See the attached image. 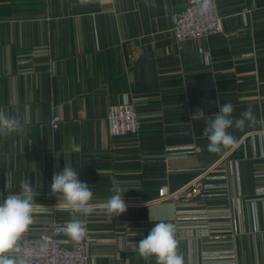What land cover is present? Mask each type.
I'll return each instance as SVG.
<instances>
[{"label": "crops", "instance_id": "obj_1", "mask_svg": "<svg viewBox=\"0 0 264 264\" xmlns=\"http://www.w3.org/2000/svg\"><path fill=\"white\" fill-rule=\"evenodd\" d=\"M189 1L0 0V110L24 126L0 137V201L30 181L38 194L30 237L72 218L50 191L68 166L93 191V212L78 217L96 240L89 264H156L135 242L161 220L174 225L184 264H264V0H216L222 32L178 43L173 16ZM125 100L136 103L141 131L114 137L108 110ZM229 101L234 119L251 105L257 123L229 129L238 146L209 152L205 122L191 116ZM215 165L227 169L233 228L217 218L206 231L178 230L176 209L194 205L162 201L159 190L179 191ZM114 180L129 189L127 210L109 222Z\"/></svg>", "mask_w": 264, "mask_h": 264}, {"label": "built area", "instance_id": "obj_2", "mask_svg": "<svg viewBox=\"0 0 264 264\" xmlns=\"http://www.w3.org/2000/svg\"><path fill=\"white\" fill-rule=\"evenodd\" d=\"M222 18L219 14L216 0H190L188 5L173 16L172 35L176 42L186 40H200L221 33ZM206 59L209 52L201 51ZM107 121L110 134L114 137L127 135L138 136L141 131V121L134 101H123L111 105L108 110ZM62 118L55 115L51 121L54 131L60 128ZM262 177V175H257ZM227 169L215 165L203 169L199 176L189 185L179 191L169 192L166 187L159 190L160 200L191 201L193 207L176 209L175 219L180 231L204 230L212 228L210 221L226 218L230 221L233 212L231 195L227 192ZM201 222L200 224L184 225L182 222ZM66 223L61 219L54 220L50 225L41 229L36 238L30 237V229L18 241L20 251L13 253L18 264H89L88 246L95 242L91 234L79 243L71 244L64 238ZM144 235L148 228H142ZM131 235H135L132 233ZM208 237V233L203 234ZM214 257H209L213 259ZM215 258H218L216 256Z\"/></svg>", "mask_w": 264, "mask_h": 264}, {"label": "clouds", "instance_id": "obj_3", "mask_svg": "<svg viewBox=\"0 0 264 264\" xmlns=\"http://www.w3.org/2000/svg\"><path fill=\"white\" fill-rule=\"evenodd\" d=\"M234 109L235 105L229 101L211 116H206L204 110L200 108L192 114V120L205 122L203 136L209 141L207 146L209 152L219 153L223 149L238 146L236 137L229 129L242 130L246 122L249 126H254L257 123V117L251 105L241 113L239 119L233 118ZM260 123L264 124V120H261ZM18 132H24L21 120L0 110V137H8ZM113 184L115 195L110 196L104 206L109 222L114 216L118 217L127 210L123 196L129 189L121 188L119 181L114 180ZM50 191L51 195L57 197L58 200L62 198L70 209L72 218L63 230L72 241L79 244L85 238L87 229L84 222L78 217L80 215L87 216L93 212L91 187L79 179V173L71 167L65 166L62 171L53 174ZM3 195L0 194V196ZM37 195L30 181L24 179L20 182L19 193L4 196L0 201V264H18L12 254L20 251L18 241L33 224L32 214ZM149 217L152 220L150 210ZM177 247L174 225L163 220L155 223L146 237L135 242V250L139 256L145 260L155 257L156 264H184V258L178 253Z\"/></svg>", "mask_w": 264, "mask_h": 264}]
</instances>
